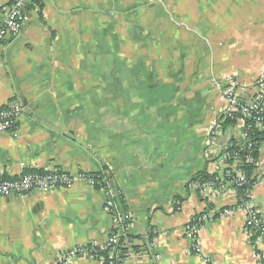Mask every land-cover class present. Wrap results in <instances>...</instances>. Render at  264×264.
Returning <instances> with one entry per match:
<instances>
[{
    "label": "crops",
    "instance_id": "0c3cea01",
    "mask_svg": "<svg viewBox=\"0 0 264 264\" xmlns=\"http://www.w3.org/2000/svg\"><path fill=\"white\" fill-rule=\"evenodd\" d=\"M13 1L0 0V22ZM25 11L20 34L0 43V106L22 105L18 135L0 132V176L107 167L131 216L124 264H257L235 187L208 200L196 175L223 170L206 151L222 107L213 79L253 82L264 66V0H27ZM240 133L236 124L226 136ZM254 173L264 220V143ZM105 200L82 180L0 196V264H53L105 243ZM208 208L231 212L201 226L196 254L185 226Z\"/></svg>",
    "mask_w": 264,
    "mask_h": 264
},
{
    "label": "built area",
    "instance_id": "2783aa9c",
    "mask_svg": "<svg viewBox=\"0 0 264 264\" xmlns=\"http://www.w3.org/2000/svg\"><path fill=\"white\" fill-rule=\"evenodd\" d=\"M27 0H14L4 12L2 21L0 22V43L7 38L17 37L24 24L28 20L25 11ZM214 88L218 91L222 101V107L213 116L208 125V140L206 143V151L209 155H213V160L223 169L222 176L230 177L229 182L232 186H242L246 182V176L239 167L241 164L256 163L253 151L260 142L254 136L255 128L264 131V66L262 67L258 77L253 82H246L231 74H223L214 78L212 81ZM22 110V105L15 99L8 100L4 105L0 106V132H6L12 136L18 135V116ZM227 120H232L233 125H226ZM240 124V139H230L227 130ZM236 143V145H234ZM235 146L233 152V164L227 163L226 149ZM234 147V148H235ZM92 172H69L61 169H45L24 172L20 176L8 178L0 176V196H16L24 195L31 191L50 192L58 188H69L77 181H85L90 186L105 181L103 177L93 176ZM264 179V176H263ZM216 177L213 181H209L200 185L201 191L207 199L211 198L215 188L225 183ZM106 194L104 203L105 209L111 217V228L120 226L122 220L131 221L130 214H122L112 209L113 189H101ZM237 207L244 213V230L247 239L255 248L254 257L257 264L264 262V251L259 249L260 243L264 242V220L260 211L253 201L251 188L247 189L243 194L237 197ZM229 208L216 210L208 208L204 210L198 218H192L185 226L186 236L191 242L190 250L196 254H200L197 244V238L201 224L210 220L214 216L229 214ZM124 234V232L122 233ZM120 233L110 234L108 242L116 244ZM101 245V244H100ZM113 250V248H112ZM113 251H111V254ZM127 253L126 258L128 257ZM79 255L74 250V246L65 250L53 264H70L71 261ZM92 254L88 251H81L80 257L92 258ZM202 259L212 264L211 261L201 255ZM126 258L120 263L124 264ZM112 264V262H110Z\"/></svg>",
    "mask_w": 264,
    "mask_h": 264
},
{
    "label": "trees",
    "instance_id": "16d2710c",
    "mask_svg": "<svg viewBox=\"0 0 264 264\" xmlns=\"http://www.w3.org/2000/svg\"><path fill=\"white\" fill-rule=\"evenodd\" d=\"M235 122L234 121H230L227 120L225 122V124L227 125H233ZM254 136L259 140V141H264V131L259 130L258 128H255L254 130ZM236 145V143L234 144ZM261 143L258 142V144L256 145L254 151H253V155L256 159L257 162V157H258V150L260 147ZM229 147L226 149V153H227V163L229 164H233V152L234 150H236V147ZM245 176H246V182L240 186L237 187L236 190V194L237 197L240 196V194H243L247 189L252 188L253 185L256 183L257 181V175H255L254 170L256 168V163H252V164H246L243 163L239 166ZM31 171H35V170H26L25 172H31ZM93 176H98V177H103L106 180L102 181L100 183L95 184L93 187L96 189H113V197H112V209L115 211H118L122 214H130L127 205L125 203L124 197L121 194L120 190L115 189L117 187H115V184L113 182V177L110 174L109 170L107 169V167H103L100 170L96 171V172H92L91 173ZM216 177H218L217 181H229L230 177L228 176H219L216 175V173L213 174H209L207 173L205 170H202L200 172L197 173L196 175V179L199 181L200 185L209 181H213ZM210 207V205H208ZM177 207V206H176ZM177 209V208H176ZM202 213V212H201ZM200 213V214H201ZM196 215L194 216V218H198V216L200 215ZM217 216V215H216ZM214 216V217H216ZM213 217V218H214ZM212 219V218H211ZM130 223L129 220H122V222L120 223V226L117 228H111L110 234L112 235L113 233H120V237L117 240L116 244H111L108 242V240L99 245V244H95V243H87V244H83V245H78V246H74V250H76V253L79 255L78 257H80V252L81 251H88L89 253H91L93 256L92 258L94 259H99L102 261V264H110V262H112V264H120L127 256V253L129 252V245L131 243V241L134 239V236L128 233V224ZM203 224H201L202 226ZM200 226V227H201ZM124 232V234H122ZM149 237H151V232L148 233ZM137 237V236H135ZM133 248H137L136 245H132ZM113 248V250H112ZM111 251H113V253L111 254ZM193 252V251H191ZM262 264H264V262H262Z\"/></svg>",
    "mask_w": 264,
    "mask_h": 264
}]
</instances>
